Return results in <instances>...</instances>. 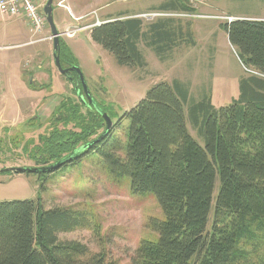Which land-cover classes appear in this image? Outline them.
Returning <instances> with one entry per match:
<instances>
[{
	"label": "trees",
	"instance_id": "obj_1",
	"mask_svg": "<svg viewBox=\"0 0 264 264\" xmlns=\"http://www.w3.org/2000/svg\"><path fill=\"white\" fill-rule=\"evenodd\" d=\"M189 3L166 0L158 9L192 13ZM221 28L249 74L239 85L238 99L216 110L207 98L189 99L177 81L159 83L122 116L127 123L125 145L112 135L113 124L111 136L93 143L89 152L73 150L67 155L73 156L70 162L37 174L48 176L93 154L110 176L130 180L131 193L152 194L163 216L148 222L157 239L143 241L128 264H254L264 247V22L233 19ZM143 29L140 18L120 15L93 27L89 37L118 65L138 68L145 66L139 41L158 58L183 43L195 44L189 31L183 38L181 27L168 20L149 24L147 32ZM59 59L63 69L77 66L62 39ZM70 76L71 83H78L75 73ZM77 112L70 107L56 121L74 120L80 133L52 129L39 138L41 148L33 159L46 155L50 160L55 157L51 154L64 153L101 129L98 114L89 113V120H83ZM188 121L202 144L188 132ZM97 229L88 211L44 209L39 199L2 202L0 264H115L103 255L88 257L86 246L78 241L59 238Z\"/></svg>",
	"mask_w": 264,
	"mask_h": 264
},
{
	"label": "rangeland",
	"instance_id": "obj_2",
	"mask_svg": "<svg viewBox=\"0 0 264 264\" xmlns=\"http://www.w3.org/2000/svg\"><path fill=\"white\" fill-rule=\"evenodd\" d=\"M35 1L44 19L39 28L24 19L17 22L18 17L0 16V170L38 167L32 157L36 148H41L39 138L48 136L52 129L79 134L76 121H56L68 114L70 107L89 120L88 107L77 93L81 87L62 76L54 65L52 38L42 12L47 0ZM164 1L68 0L67 9L53 1V20L62 34L60 39L70 47L92 99L111 117L115 126L112 135L123 145L127 123L122 116L159 83L177 81L187 89L189 99L198 102L207 98L216 110L238 99L239 85L249 74L221 25L237 17L264 22V0H189L192 13L163 12L158 8ZM119 11L140 18L144 32L153 22L171 21L175 28L181 27L183 38L189 31L195 44L183 43L158 58L139 41L137 48L145 66H120L112 55L94 45L88 34L98 21H106ZM151 14L158 16L151 19ZM67 32L74 35L68 37ZM187 129L203 143L189 121ZM102 132L96 130L89 139ZM218 187L216 183L214 198ZM37 199L44 209L91 213L97 231L81 230L60 234L59 238L78 241L86 246L88 257L103 255L106 262L115 264H128L143 241H155L157 233L148 222L163 220L152 194L131 193L130 180L110 176L100 157L93 154L48 176L0 174V203ZM255 258L254 264H260L259 260L264 263V247Z\"/></svg>",
	"mask_w": 264,
	"mask_h": 264
},
{
	"label": "water",
	"instance_id": "obj_3",
	"mask_svg": "<svg viewBox=\"0 0 264 264\" xmlns=\"http://www.w3.org/2000/svg\"><path fill=\"white\" fill-rule=\"evenodd\" d=\"M53 1L54 0H47L45 5L43 6L42 12L45 17V21L49 27L51 38H52V43H53V48H52V57H53V62L55 67L57 68L58 72L66 77L68 80H71V77L68 75L69 73H75L78 77V83L77 85L81 87V91L84 94V97L79 96L81 103L84 106H87L88 108H91L95 113H97L103 120L104 126H105V131L104 133L95 141L92 143L85 145L79 149H77L74 154H78L81 151H84L88 149L93 143L99 142L102 138L107 136L112 128H113V122L111 118L104 112L102 111L99 106L94 102L92 99L87 87L86 83L84 81L83 75L81 70L77 66H70L69 68L63 69L61 64H60V59H59V46H60V33L57 31L56 26L54 24L53 20ZM99 25V24H96ZM79 94V91H77ZM72 155L68 156L67 158L49 166V168H16V167H7L2 170H0V174H28V175H37L39 173H47L51 172L53 170H58L61 168V166L67 162H70L72 160Z\"/></svg>",
	"mask_w": 264,
	"mask_h": 264
},
{
	"label": "built area",
	"instance_id": "obj_4",
	"mask_svg": "<svg viewBox=\"0 0 264 264\" xmlns=\"http://www.w3.org/2000/svg\"><path fill=\"white\" fill-rule=\"evenodd\" d=\"M58 7L67 9L65 3L68 0H54ZM1 17H21L30 23L34 28H39L43 24V18L39 12V5L35 0H0ZM151 19L158 16L149 15ZM62 35V34H61ZM60 35V36H61ZM68 37H72L74 32H67Z\"/></svg>",
	"mask_w": 264,
	"mask_h": 264
},
{
	"label": "flooded vegetation",
	"instance_id": "obj_5",
	"mask_svg": "<svg viewBox=\"0 0 264 264\" xmlns=\"http://www.w3.org/2000/svg\"><path fill=\"white\" fill-rule=\"evenodd\" d=\"M67 68H69V67H67ZM68 75L70 76V73ZM78 87H80V86H78ZM77 91H79V96L84 97V94L82 93L81 90H77ZM84 99H85V97H84ZM88 112L89 113H92V115L95 116V117L98 116L97 113H95L91 108H88ZM97 130H99V129H97ZM100 130L103 131V132L105 131V126H104V123L103 122L101 123V129ZM95 131H96V129H95ZM103 132L101 134H99V135H96L95 136L96 138L93 139V140H90L89 138H91V136H89L86 141H81V144H78L76 146H72V145L70 146L69 145L68 148H67V151H65L64 153H61V154L56 153L55 155L51 154L50 156H55V157L51 158L50 160L44 158V157H46V155L44 157H42V156H36L35 159H34V161L36 162V159H37L38 167H35V168H44V167L51 166V165L55 164L60 159H64V158L68 157L67 155L71 154V152L73 150L76 151L77 149H79V148H81V147H83L85 145H88V144L92 143L93 141H95L96 139H98L103 134ZM109 136H111V135L108 134L105 137L108 138ZM105 137L102 138L101 140H104ZM101 140L99 142L95 143V144H98L99 145L100 142H101ZM72 143H74L73 140L71 141V144ZM93 147L94 146H92V147L90 146L88 148V151L87 152H89ZM87 152H85V153H87Z\"/></svg>",
	"mask_w": 264,
	"mask_h": 264
},
{
	"label": "crops",
	"instance_id": "obj_6",
	"mask_svg": "<svg viewBox=\"0 0 264 264\" xmlns=\"http://www.w3.org/2000/svg\"><path fill=\"white\" fill-rule=\"evenodd\" d=\"M126 12H121V11H119V12H115V14H113V15H110L107 19H111V18H116L117 16H126V14H125ZM124 14V15H123ZM18 18H20L17 22H19V23H21V19L23 20V18H21V17H18ZM10 19H12L11 17H10ZM14 19V18H13ZM235 19H240V17H237V18H235ZM234 19V20H235ZM102 22H104V21H98V24H101ZM94 27V26H93ZM92 29V28H91ZM88 34L90 35V30H89V32H88ZM194 42V41H193ZM195 43V42H194ZM69 49H70V47H69ZM70 51H71V49H70ZM71 53H72V51H71ZM73 54V53H72Z\"/></svg>",
	"mask_w": 264,
	"mask_h": 264
}]
</instances>
